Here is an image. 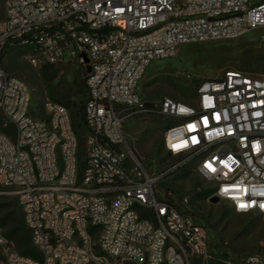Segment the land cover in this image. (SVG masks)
I'll return each instance as SVG.
<instances>
[{"label": "built area", "instance_id": "built-area-1", "mask_svg": "<svg viewBox=\"0 0 264 264\" xmlns=\"http://www.w3.org/2000/svg\"><path fill=\"white\" fill-rule=\"evenodd\" d=\"M261 29L264 0H5L0 57L19 45L32 67H81L87 134L81 155L68 109L46 100L44 117L32 116L27 86L0 64V196L16 201L39 255L16 252L0 228V264H264L215 257L189 198L156 190L190 168L234 213L264 215V77L225 71L200 81L192 104L138 92L146 69L180 46ZM149 118L171 123L162 144L174 162L158 174L124 131Z\"/></svg>", "mask_w": 264, "mask_h": 264}, {"label": "rangeland", "instance_id": "rangeland-1", "mask_svg": "<svg viewBox=\"0 0 264 264\" xmlns=\"http://www.w3.org/2000/svg\"><path fill=\"white\" fill-rule=\"evenodd\" d=\"M4 4L5 0H0V19L4 16ZM28 53L29 49L24 46L5 47L1 60L3 70L27 86L32 116L44 117L42 103L46 100L68 109L72 126H77L82 155L87 134L79 115L83 69L69 64L51 66L47 72L51 78L46 79L43 67L35 68L27 63L25 57ZM228 70L264 77V29L249 32L235 40L180 46L175 57L153 62L146 69L138 92L147 101L168 97L192 104L195 86L200 81L217 78ZM58 100L61 102H56ZM4 124L0 114V130L4 129ZM170 124L158 118L129 120L124 124L129 142L150 174L162 173L174 162L162 144L164 131ZM7 129L13 130L11 126ZM156 190L166 197L189 198L190 214L205 228L211 252L218 259L238 263L248 256L264 258V215L234 213L228 202L212 196V185L192 169L169 173L159 181ZM12 209L20 212L14 198L1 195L0 220ZM12 248L17 252L14 246ZM191 264L201 263L192 258Z\"/></svg>", "mask_w": 264, "mask_h": 264}, {"label": "trees", "instance_id": "trees-1", "mask_svg": "<svg viewBox=\"0 0 264 264\" xmlns=\"http://www.w3.org/2000/svg\"><path fill=\"white\" fill-rule=\"evenodd\" d=\"M2 56H3V53L0 57V64H1ZM50 67L51 66H44L42 68V72L46 79L51 78V75L47 74ZM53 73H55V71H53ZM80 89H81L82 99H81V105L79 109V115H80V119L82 123L84 124L83 110H84L85 103L87 101V89L85 86L84 72H83V77H82L81 84H80ZM56 102H61V101L58 100ZM72 127L78 138V132L76 128L77 126L73 125ZM6 131L10 132L8 129ZM19 211H20L19 213H17L15 209L8 211L4 219L0 220V228L2 229L5 237L12 243V245L15 247V249L17 250L19 254L23 256L31 257L33 259H38L39 255L31 244L30 232L24 224L23 216H22V212L20 208H19ZM221 264H224V263H221Z\"/></svg>", "mask_w": 264, "mask_h": 264}, {"label": "snow or ice", "instance_id": "snow-or-ice-1", "mask_svg": "<svg viewBox=\"0 0 264 264\" xmlns=\"http://www.w3.org/2000/svg\"><path fill=\"white\" fill-rule=\"evenodd\" d=\"M182 111H183V109H182ZM204 122H205V124H207V120H206V119H205ZM189 127L192 128V127H194V126L189 125ZM193 139L195 140V138H193ZM173 147H174V148H178V147H180V146H179V145H173ZM206 167H208V168H209L210 170H212V171H215V169L212 168V165H211V164H207ZM225 191H227V189H225ZM246 206H247V205H244V204H241V205H240V207H242V208H243V207H246ZM262 207H264V205H262Z\"/></svg>", "mask_w": 264, "mask_h": 264}, {"label": "water", "instance_id": "water-1", "mask_svg": "<svg viewBox=\"0 0 264 264\" xmlns=\"http://www.w3.org/2000/svg\"><path fill=\"white\" fill-rule=\"evenodd\" d=\"M86 71H87V72L89 71V67H88V66L86 67Z\"/></svg>", "mask_w": 264, "mask_h": 264}]
</instances>
